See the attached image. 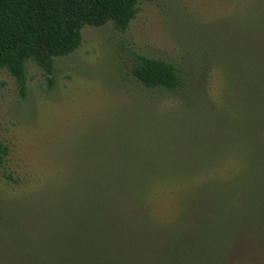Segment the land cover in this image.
Instances as JSON below:
<instances>
[{
  "label": "trees",
  "instance_id": "1",
  "mask_svg": "<svg viewBox=\"0 0 264 264\" xmlns=\"http://www.w3.org/2000/svg\"><path fill=\"white\" fill-rule=\"evenodd\" d=\"M150 1L0 0V71L15 80L21 98L31 64L52 90L56 59L80 47L85 27L112 23L124 32L139 5ZM261 33L264 43V20ZM262 51L259 71L217 72L232 86V107L214 106L208 116L233 128L228 146L203 151L219 157L214 163L221 169L82 163L32 186L6 170L10 151L0 144L2 177L22 189L18 198L0 197V264H229V226L230 237H264V46ZM134 57L131 75L144 88H182L172 63ZM242 151L250 152L244 160Z\"/></svg>",
  "mask_w": 264,
  "mask_h": 264
},
{
  "label": "rangeland",
  "instance_id": "2",
  "mask_svg": "<svg viewBox=\"0 0 264 264\" xmlns=\"http://www.w3.org/2000/svg\"><path fill=\"white\" fill-rule=\"evenodd\" d=\"M263 20L264 0H152L139 5L124 32L112 23L85 27L80 47L56 59L52 90L31 64L21 98L15 80L1 70L0 144L10 151L6 170L25 176L33 186L38 178L82 163L221 169L214 163L221 159L203 151L225 147L233 128L214 124L208 116L214 106L232 107V86L217 72L260 70ZM135 55L175 65L182 88H144L131 75ZM223 153L233 157L226 149ZM247 153L240 152L239 158L246 159ZM21 194L20 186L5 182L0 169V197ZM251 217L255 225L257 218ZM231 232L229 226L224 239L232 251L229 264H264L263 236L236 238Z\"/></svg>",
  "mask_w": 264,
  "mask_h": 264
}]
</instances>
